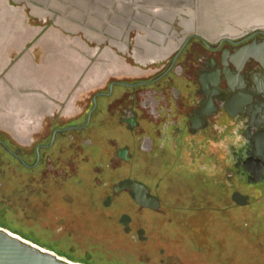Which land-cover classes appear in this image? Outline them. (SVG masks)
<instances>
[{
	"label": "flooded vegetation",
	"instance_id": "1",
	"mask_svg": "<svg viewBox=\"0 0 264 264\" xmlns=\"http://www.w3.org/2000/svg\"><path fill=\"white\" fill-rule=\"evenodd\" d=\"M215 3L224 5V16L211 17L209 4L206 27L195 10L190 18L193 2L153 12L125 5L118 32L52 39L33 65L37 34L0 66L6 184L20 175L32 184L38 175L65 184L67 168L77 167L67 154L82 159L87 152L109 166L103 184L113 197L134 201L120 187L137 182L159 209V196L142 179L113 182L123 165L149 163L160 175L184 171L204 187L219 186L244 205L264 202V0ZM68 42L75 48L64 50ZM97 125L108 132L98 133Z\"/></svg>",
	"mask_w": 264,
	"mask_h": 264
},
{
	"label": "rangeland",
	"instance_id": "2",
	"mask_svg": "<svg viewBox=\"0 0 264 264\" xmlns=\"http://www.w3.org/2000/svg\"><path fill=\"white\" fill-rule=\"evenodd\" d=\"M8 1L23 16L22 31H31L33 36L38 32L61 38L83 35L76 26L108 36L115 27L123 26V13L117 5L109 8L89 0H84L85 7L77 0ZM204 1L192 0V11L200 13V27L207 22L203 18L209 4L211 17L218 20L219 15L224 16L223 4ZM28 2L39 10L36 16L30 14ZM220 21L223 24L224 20ZM59 22L75 26L76 33L65 32L55 24ZM229 25L234 27L232 23L226 27ZM174 27L179 32L177 22ZM18 35L19 44L29 36L21 31ZM66 39L72 42V38ZM66 45L75 48L74 43ZM95 129L108 132L101 125ZM85 156L87 152L82 159L67 154L77 167L75 173L67 168L65 184L44 181L41 175L32 184L20 175L7 185L5 179L10 176L1 171H10V166L1 168L0 228L63 260L81 264H264V202L244 205L229 193H220L219 186L204 187L184 171L170 169L161 176L153 163L123 165L125 170L119 168L114 183L142 179L160 198L159 209H141L130 195H110V184H103L108 181L109 166L97 157L85 160Z\"/></svg>",
	"mask_w": 264,
	"mask_h": 264
},
{
	"label": "water",
	"instance_id": "3",
	"mask_svg": "<svg viewBox=\"0 0 264 264\" xmlns=\"http://www.w3.org/2000/svg\"><path fill=\"white\" fill-rule=\"evenodd\" d=\"M6 1V0H4ZM16 3V0H12ZM79 4H87L84 0H77ZM192 2V0H89L90 4L101 3L111 8L113 5L120 7V12L125 13L129 11L125 5L130 6L131 10H137L138 8H146L156 10L159 7H168L171 5L185 7L186 3ZM30 8V14L36 16L39 11L32 3H26ZM146 6V7H145ZM129 8V7H128ZM158 9V8H157ZM106 15V13H105ZM128 15V14H127ZM23 18V17H22ZM21 18V19H22ZM21 23V20H20ZM59 25L62 30L69 34H75L76 29L81 31L85 35H95L90 30L84 29L78 26H72L70 24L55 23ZM22 23L20 24V26ZM76 29H75V28ZM23 28V27H22ZM80 28V29H79ZM23 32L19 29V32ZM87 33V34H86ZM89 40V39H88ZM122 189H130L133 193L134 201L140 207L149 208L152 210L158 209L159 203L156 197L148 196L146 187L137 182L126 183L122 185ZM0 264H81L63 260L49 250L42 249L33 243L21 238L17 235L10 233V231L0 228Z\"/></svg>",
	"mask_w": 264,
	"mask_h": 264
},
{
	"label": "crops",
	"instance_id": "4",
	"mask_svg": "<svg viewBox=\"0 0 264 264\" xmlns=\"http://www.w3.org/2000/svg\"><path fill=\"white\" fill-rule=\"evenodd\" d=\"M20 18L19 13L16 10V7L10 3V1L6 0H0V66L8 65L11 60L12 56L14 54L18 55L21 49H24L27 44L31 40H33L37 35L33 36L31 34V31L24 32L23 35H29L28 37L24 36L25 38L23 41L19 44V29L16 27V23L18 24ZM22 24H24V21H22ZM23 27L25 26L22 25ZM38 35H40L38 39V43L31 47L30 54L32 57V61H29V63H33V65L36 64L35 58L38 56L37 54L40 53V57H42V52L45 48L51 47V41L52 39L55 41H59V39H62V35H51L50 33H42L38 32ZM32 35V37H31ZM30 38V39H29ZM29 39V40H28ZM11 40V42L7 41ZM3 41H7V45L3 47ZM63 41V40H61ZM56 43V42H55ZM5 44V43H4ZM21 45V46H20ZM61 47L66 50L67 48L70 49L66 44H61ZM39 48V49H36ZM71 48L70 50H72ZM37 53V54H36ZM28 62V61H27ZM38 63H41L42 60L40 59L37 61ZM26 60L20 59L18 60V64H25Z\"/></svg>",
	"mask_w": 264,
	"mask_h": 264
},
{
	"label": "bare ground",
	"instance_id": "5",
	"mask_svg": "<svg viewBox=\"0 0 264 264\" xmlns=\"http://www.w3.org/2000/svg\"><path fill=\"white\" fill-rule=\"evenodd\" d=\"M22 17H23V16H22ZM22 17H20V20H21ZM20 20H19V24L16 23V27L19 26V27L21 28V26H20V24H21V23H20ZM20 28H18V29H20ZM10 233H11V232H10ZM12 234H13V233H12ZM14 235H16V234H14ZM17 236H18V235H17ZM19 237H20V236H19ZM21 238H22V237H21ZM34 245H36V244H34ZM36 246H38V245H36ZM38 247H39V246H38ZM40 248H41V247H40ZM42 249H44V248H42ZM52 253H53V252H52ZM76 263H77V262H76ZM78 263H79V262H78Z\"/></svg>",
	"mask_w": 264,
	"mask_h": 264
},
{
	"label": "trees",
	"instance_id": "6",
	"mask_svg": "<svg viewBox=\"0 0 264 264\" xmlns=\"http://www.w3.org/2000/svg\"><path fill=\"white\" fill-rule=\"evenodd\" d=\"M23 238V237H22ZM25 239V238H24Z\"/></svg>",
	"mask_w": 264,
	"mask_h": 264
}]
</instances>
